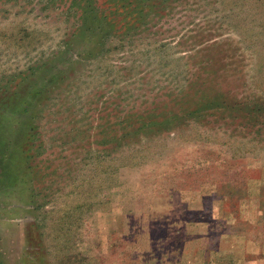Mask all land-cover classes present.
Returning <instances> with one entry per match:
<instances>
[{
    "label": "rangeland",
    "instance_id": "rangeland-1",
    "mask_svg": "<svg viewBox=\"0 0 264 264\" xmlns=\"http://www.w3.org/2000/svg\"><path fill=\"white\" fill-rule=\"evenodd\" d=\"M94 3L0 0V264H264V0Z\"/></svg>",
    "mask_w": 264,
    "mask_h": 264
},
{
    "label": "trees",
    "instance_id": "trees-1",
    "mask_svg": "<svg viewBox=\"0 0 264 264\" xmlns=\"http://www.w3.org/2000/svg\"><path fill=\"white\" fill-rule=\"evenodd\" d=\"M73 3H76L77 6L81 8H85L84 13L80 16V19L82 20L81 25L76 30V32L73 34V40L70 42L71 44L73 41L78 40L83 44V46H86L88 48L89 44L92 43L95 37L100 36L99 39H102L104 35H107L108 33H103V27L98 23L99 20H101V17L97 16V14L94 13V10L91 8L93 7L94 0H73ZM103 20L108 24L107 17L102 16ZM100 41H97L96 46H99ZM71 44H69L66 47H69ZM211 96L208 95H199V98L201 101H204L207 103V100ZM166 111L165 113H162V115H166L170 109H163ZM198 112V111H196ZM256 112V111H255ZM192 114V113H186L184 110H180V112L170 113L168 118L163 119H157L158 116L155 118L157 119L150 125H146L147 127L155 128L156 131H163L166 129L167 126H169L172 121L173 122H179L180 120H187L186 116ZM8 151L0 155V167L4 170L2 171L0 169V184L3 182V177L5 171V167L7 162L10 159H7ZM15 178L17 177L16 174L13 175Z\"/></svg>",
    "mask_w": 264,
    "mask_h": 264
}]
</instances>
